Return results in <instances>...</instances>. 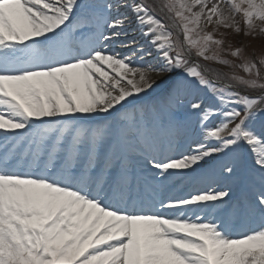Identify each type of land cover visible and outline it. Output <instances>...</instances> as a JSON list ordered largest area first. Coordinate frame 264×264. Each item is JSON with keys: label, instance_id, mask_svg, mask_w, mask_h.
I'll list each match as a JSON object with an SVG mask.
<instances>
[{"label": "snow or ice", "instance_id": "snow-or-ice-1", "mask_svg": "<svg viewBox=\"0 0 264 264\" xmlns=\"http://www.w3.org/2000/svg\"><path fill=\"white\" fill-rule=\"evenodd\" d=\"M0 264H264V0H0Z\"/></svg>", "mask_w": 264, "mask_h": 264}, {"label": "rangeland", "instance_id": "rangeland-1", "mask_svg": "<svg viewBox=\"0 0 264 264\" xmlns=\"http://www.w3.org/2000/svg\"><path fill=\"white\" fill-rule=\"evenodd\" d=\"M254 43L257 47L259 46V41H255ZM210 67H215V65H210ZM224 71H227V69H224Z\"/></svg>", "mask_w": 264, "mask_h": 264}]
</instances>
